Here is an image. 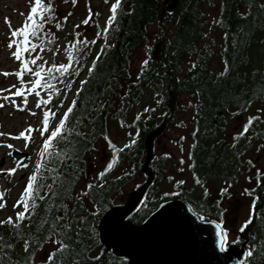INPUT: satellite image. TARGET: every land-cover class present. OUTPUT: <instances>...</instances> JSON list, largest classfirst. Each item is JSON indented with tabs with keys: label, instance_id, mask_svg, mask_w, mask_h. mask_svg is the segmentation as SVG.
Instances as JSON below:
<instances>
[{
	"label": "trees",
	"instance_id": "trees-1",
	"mask_svg": "<svg viewBox=\"0 0 264 264\" xmlns=\"http://www.w3.org/2000/svg\"><path fill=\"white\" fill-rule=\"evenodd\" d=\"M64 2L74 5L72 0ZM76 2L85 7L88 23L79 27L66 21L59 24L73 30L67 45L68 70L51 76L43 74L49 87L42 88L47 96L43 105L55 113L50 118L61 112L64 116L73 101L76 103L62 135L43 157L39 155L31 171L30 176L37 175V194L30 201L35 206H30L19 227L7 224L8 217L16 223L17 213L0 218L5 221L0 225V264H47L49 253L59 248L53 243L57 239L69 245L54 258L59 264H126V260L100 247L98 222L141 175L145 139L163 122L167 113L162 116V112L169 111L172 101L173 113L165 134L183 158L172 161L171 154L163 150L156 153L158 156L150 163L153 186L147 191V200L128 217L134 225L159 205L153 201L152 191L157 190L163 177L170 179L166 163L177 168L182 165L193 180L189 186L177 183L178 195L169 198L184 201L194 213L207 219L220 218L224 193L215 189L218 184L226 188L235 185L247 170L245 159L253 150V140L264 142V122L256 123L253 135L249 129L244 130L250 119H260L257 116L248 119L233 139L235 133H229L232 119L264 107V0H178L172 11L165 12V19L161 17L165 0H120L115 19L110 26L107 20L102 29L93 26L98 17L93 1ZM114 3L116 0H112ZM164 20L167 25L161 31ZM58 30L50 25L38 31L35 37L43 41L35 43L36 48L53 49ZM97 43L101 46L92 56L89 50H95ZM138 54L142 58L135 67ZM94 60L95 68L89 73ZM88 62L90 67L86 69ZM77 84L75 96L63 109ZM153 85L160 89L159 94ZM61 94L64 98L55 110ZM147 96L148 101L142 103ZM112 123L128 133H138L131 147L114 145L117 159L109 170L100 167L97 153ZM112 158L110 147L107 164ZM38 163L41 166L37 170ZM90 163L95 174L90 171ZM102 172L105 175L97 178ZM247 192L252 202L256 201L254 216L248 231H240L237 241L247 238L248 251H252L245 264H264V173L256 175ZM0 193L4 194L1 214L9 202L7 190ZM97 208L103 211L93 216ZM96 256L100 259H92Z\"/></svg>",
	"mask_w": 264,
	"mask_h": 264
},
{
	"label": "rangeland",
	"instance_id": "rangeland-1",
	"mask_svg": "<svg viewBox=\"0 0 264 264\" xmlns=\"http://www.w3.org/2000/svg\"><path fill=\"white\" fill-rule=\"evenodd\" d=\"M93 5L96 10H102L103 16L105 18L108 16V8L110 3L107 0H93ZM35 0H0V104L3 107H0V133L5 135L0 136V187L5 186V182L8 181V189L10 190L11 202H14L24 189L25 180L28 178L33 161L35 160V151L37 146L41 142V131L43 130L42 117L43 112L40 107H37L38 96L36 92H31L27 95V103H24L23 96H15L13 93L16 92L18 88L23 87L25 92L28 89L32 88V81L28 77V74L25 73L27 77L23 79V84H19V78L15 73L20 71V61L16 60L12 53L15 51V46L12 49L8 48V43L10 39V28L9 25L5 23V17H7L11 22V29H19L23 25L27 14L30 11V8L34 6ZM52 15L54 19L50 21H57L62 17L61 12L67 7H63L58 0L51 1ZM61 10V12H59ZM23 13V15H21ZM71 22L75 24H80L83 20L84 8L82 6L76 5L71 11ZM47 13H45V20H47ZM68 40L66 38V32H62L58 36L57 42L54 46L53 52H44L40 56V61L43 67L49 68L53 65L59 66L64 64L66 61L64 55V49L66 47ZM43 51V48L40 47L35 55L40 54ZM141 55H137L135 59L141 60ZM139 61H135V67L138 66ZM4 73H9V75H4ZM152 88L160 93V89L156 85H153ZM36 91L40 92L39 88ZM8 97V99H4ZM44 99L43 94L41 95ZM15 101V103H13ZM148 101V96L144 99V103ZM22 109V110H21ZM35 113V115H33ZM58 119L52 120L51 128L53 129L54 125L57 123ZM32 128L30 134L26 131L27 129ZM21 132H25L24 137L15 139L13 137H18ZM176 131L173 132L175 134ZM109 136L112 142L123 143L125 140L124 134L121 129L116 128L115 126L111 127L109 130ZM27 138V146L26 145ZM169 137L167 134H162V137L157 142V147L161 146L165 149L166 152H170L173 156L172 161H177L179 152L176 147H173L171 141H168ZM7 145H12V148H8ZM12 149H16L20 152L27 153L29 158L26 159L28 162L27 165L22 166L17 165L15 161L11 158L9 153ZM100 156L103 157V160L107 155L102 150ZM255 160L258 166L264 169V158L261 156H256ZM168 174L178 180L181 177H184L182 174L178 175L174 166L171 163H167ZM15 168L16 171L12 175H7L6 172L8 169ZM138 182L142 181V177L138 176ZM188 182V181H187ZM161 188H165L164 191H171V186L164 187L163 184H160ZM131 191L128 192V194ZM248 200L243 198H234L228 202V211L226 216L225 228L232 229L240 227L245 223L249 217V204ZM11 212V209L8 208L4 210L3 215ZM229 242L232 240V234L228 237Z\"/></svg>",
	"mask_w": 264,
	"mask_h": 264
},
{
	"label": "water",
	"instance_id": "water-1",
	"mask_svg": "<svg viewBox=\"0 0 264 264\" xmlns=\"http://www.w3.org/2000/svg\"><path fill=\"white\" fill-rule=\"evenodd\" d=\"M177 1L172 0L166 11H171ZM164 124L145 140L147 159L143 171L147 181L129 203L110 210L101 220L98 233L102 245L110 248L115 257L128 260L127 264H244L245 249L233 247L219 253L215 248V224L200 222L184 202L161 204L163 207L160 205L139 227L125 222L151 182V144Z\"/></svg>",
	"mask_w": 264,
	"mask_h": 264
},
{
	"label": "snow or ice",
	"instance_id": "snow-or-ice-1",
	"mask_svg": "<svg viewBox=\"0 0 264 264\" xmlns=\"http://www.w3.org/2000/svg\"><path fill=\"white\" fill-rule=\"evenodd\" d=\"M73 4H75L76 0H72ZM120 3V0H116V3H114L112 5L111 8V12H112V16L109 17L107 24L110 26L112 21L115 19L116 16V12H117V8L118 5ZM45 13H47V20H52L54 19V16L52 15V7H51V0H48L47 4H45L43 2V0H35L34 6H32L30 8L29 13L26 16V19L23 23V25L21 26V28L19 29H11V22L10 20L5 17V23L9 25L10 28V39H9V43H8V48L12 49L13 46L15 45V51L12 53V55L15 57L16 60L20 61V71L15 73V75L18 78L22 77V73L24 72H30L32 73L33 76V80H32V88L28 89L27 92H25V90L23 89V87L18 88L16 90L15 93H13V95L15 96H23L24 97V103H27V95L30 94L31 92H36V95L39 96V92L36 91L37 88H48L49 84L47 81V78H45L43 76V72L44 69L40 66H37L36 69L33 71L32 68L28 67L29 64H36L37 59H39V57H34L31 59H27L25 58L22 53L25 52H33L36 50V46L32 44L31 41V37L35 36L37 34L38 31H42L44 29V23L46 22L45 20ZM21 15H23V13H21ZM69 15H71V13H69ZM64 20H67V17H64ZM83 23H88V20L85 19L84 21H82ZM57 28L60 27L59 23H57ZM76 27H79V25H77ZM109 29L108 27H106L104 29L105 32H107ZM95 41H91V43H94ZM81 43H84L83 41H81ZM99 57H97L98 59ZM69 59H71V56H69ZM95 64H96V60L93 61V65L92 67H90L88 69L89 73H91L94 68H95ZM143 64H147V60L143 61ZM68 70V66L61 64L59 66L53 65L51 67H49L47 69V72L49 73V76H51V74L53 72H60L61 74H63L64 72H66ZM4 75H9V73H4ZM55 78V77H52ZM21 83L23 84V81L21 79ZM81 83H85L84 81H82ZM0 91H5V90H0ZM4 99H8V97H4ZM13 103H15V101H13ZM44 103V101H38L37 102V107H40V105ZM75 101H73V104L69 106V108L67 109V111L64 113V116L60 119L59 123L56 125V127L54 129L51 130L50 135H48L47 139L44 141L43 143V150L40 152V155L43 157L44 153L46 150H48L50 148L51 143L58 137H60L63 133V129L66 125V121L68 119L69 114L73 111V107L75 105ZM0 107H3L2 104H0ZM22 110V109H21ZM145 111H148V109H146ZM33 115H35V113H33ZM54 116L55 113H51L50 111H45L44 113V118H43V130L41 131V135H43L45 132L49 131V117ZM139 118V117H137ZM249 123H251V119L249 120ZM247 125L245 126V131H247ZM29 134L34 131V129L29 128L26 130ZM5 135L4 133H0V136ZM25 136V132H21L19 134L18 137H13L15 139H19L20 137H24ZM135 143V141H131L129 144H125L124 148H129L131 147V144ZM27 146V138H26V145ZM110 147L113 148V158L112 160L106 165V169H111L113 167V164L116 162L117 159V150L115 149V146L112 145L111 143L109 144ZM8 148H12V145H7ZM118 151H123V149H119ZM9 155H11V153H9ZM59 155V154H58ZM249 163H251V161H249ZM40 163L37 164V170L40 168ZM0 171H4L3 169H0ZM16 171L15 168L12 169H8L6 174L7 175H12L14 172ZM105 175L104 172L98 174L97 178L103 177ZM257 175L259 176V172L257 173ZM171 179V178H170ZM37 180V175L36 173H34L33 175H31L28 179V183L23 191V193L20 196V199L17 201V203L15 205H13V207H19L20 205H23V211L18 212L16 214V223L13 224V219L12 217H8L7 218V224L9 225H13L15 227H19L20 226V222L23 221L24 219H26V213L29 212L30 206L34 207L35 205L32 204L30 205V201H32L35 197V195L37 194V189L34 186V182ZM178 184H183L184 181H178ZM197 183H199V181L197 180ZM51 187V186H49ZM86 187L91 188V185H87ZM226 191V189H221V194H223ZM247 191V190H246ZM3 193H0V199L3 198ZM165 197L169 196V195H178V193H172V192H166ZM205 195H207V189H205ZM41 199H43V197H41ZM255 199L253 200V206L255 205ZM4 204L0 203V208H3ZM161 207H163V205H161ZM103 211V209L101 208H97L96 210H94L92 212L93 216H98L99 213ZM199 219L200 221L203 222H208V223H214L212 221H207V218L202 215L199 214ZM57 221L60 219V217L56 218ZM251 221H247L245 223V225L243 227H241L240 231L244 230V227L247 226V223H250ZM5 223V221H0V225H3ZM215 248L219 253H226L228 248H229V239H228V232L226 230H224L222 228L221 223L219 222H215ZM53 232L55 233V229H53ZM56 235H59V233H55ZM2 239V238H0ZM235 241H233L234 243ZM53 243L58 244L59 248L56 249L55 251L49 253V255L47 256V264H59V262L57 260H55L54 258L57 256L58 252H61L62 250H66L69 248V245L64 243L61 240H54ZM28 241H25V252L28 251ZM8 247H11V245H8ZM245 258L247 259L248 257L252 256V251H248L245 254ZM92 259L94 260H98L100 259L99 256L96 257H92Z\"/></svg>",
	"mask_w": 264,
	"mask_h": 264
}]
</instances>
